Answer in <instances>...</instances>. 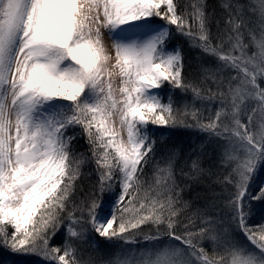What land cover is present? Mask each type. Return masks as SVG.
<instances>
[{
    "label": "snow or ice",
    "instance_id": "1",
    "mask_svg": "<svg viewBox=\"0 0 264 264\" xmlns=\"http://www.w3.org/2000/svg\"><path fill=\"white\" fill-rule=\"evenodd\" d=\"M219 9L0 0V264H264V0Z\"/></svg>",
    "mask_w": 264,
    "mask_h": 264
},
{
    "label": "trees",
    "instance_id": "2",
    "mask_svg": "<svg viewBox=\"0 0 264 264\" xmlns=\"http://www.w3.org/2000/svg\"><path fill=\"white\" fill-rule=\"evenodd\" d=\"M207 4H208V7L210 10L215 9L217 15L220 14L221 10L219 9V0H207ZM212 30L215 31V25H213ZM173 43H179L185 52L186 59H187L186 71H188V72L193 71L194 67H195L196 58L198 57L197 51L189 48L187 41L182 37H177L176 40L173 41ZM204 59H206L210 63H214V61L212 60L211 57H205ZM175 94H176L177 99L181 98L179 90H175ZM157 131H165V130L158 129ZM171 131H172L171 142L173 144H175L176 146L180 147L181 149H184V150H187V148L190 145L197 143L202 138V137H196V136L190 137L188 135L184 136L185 129H174ZM74 143H75L77 151H86L87 150L88 146H87V144L83 138H80L78 141H76ZM93 167H94V165H86L84 168V171L87 172V171H89L90 168H93ZM94 180H95L94 174L90 177L84 178L83 179L84 189L87 190L89 184ZM202 191H203L202 187L194 186L192 191L185 193L186 199L193 200V210L195 209V207H197V206L202 207L204 204L203 199H196L195 198V194L197 192H202ZM253 208L255 211L257 208V210H259L260 213H261V211L264 212V209H262L260 207L259 202H253ZM256 216L257 215L253 216V219H250L249 223L251 225H263L261 221H258L259 219ZM63 234H64V229L61 228L60 232L58 233V236L63 235Z\"/></svg>",
    "mask_w": 264,
    "mask_h": 264
},
{
    "label": "rangeland",
    "instance_id": "3",
    "mask_svg": "<svg viewBox=\"0 0 264 264\" xmlns=\"http://www.w3.org/2000/svg\"><path fill=\"white\" fill-rule=\"evenodd\" d=\"M209 11H211V10L209 9ZM186 135H188L190 137H195V136L196 137H202L201 134L190 131V130L184 131V136H186ZM261 184H264V173H261L257 177L254 178L253 184L251 186V190L252 191L258 190V188ZM255 215H257L256 217H258V219H259L258 221H261L262 224L264 225V212L261 211V213H260V211L257 210V208H256V211L254 210V213H253L251 219H253V216H255ZM63 239H64V234L60 235V236L57 235L53 239L52 243L53 244H61ZM240 240L242 242H244L245 244H247V241L244 239L243 236L240 237ZM101 243H102V247L105 249L106 253H111V252L116 250L114 246H110L107 242L102 241ZM82 251L84 252V254L86 256L91 251V249L84 248V249H82Z\"/></svg>",
    "mask_w": 264,
    "mask_h": 264
}]
</instances>
